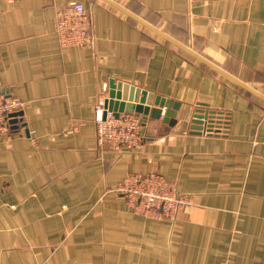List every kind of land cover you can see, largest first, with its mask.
<instances>
[{
    "label": "crops",
    "instance_id": "obj_1",
    "mask_svg": "<svg viewBox=\"0 0 264 264\" xmlns=\"http://www.w3.org/2000/svg\"><path fill=\"white\" fill-rule=\"evenodd\" d=\"M110 1L264 97V0ZM71 2L92 18L87 47L60 46ZM111 80L171 100L175 124L140 115L137 149L99 148ZM0 91L25 102L0 141V264H264V102L229 78L105 0H17L0 2ZM200 105L223 117L212 135L191 129ZM132 173L193 205L134 213L114 191Z\"/></svg>",
    "mask_w": 264,
    "mask_h": 264
},
{
    "label": "built area",
    "instance_id": "obj_2",
    "mask_svg": "<svg viewBox=\"0 0 264 264\" xmlns=\"http://www.w3.org/2000/svg\"><path fill=\"white\" fill-rule=\"evenodd\" d=\"M17 0H0L13 3ZM92 18L81 2H71L56 14L55 30L63 49L83 48L91 44ZM25 102L0 91V141L10 139L19 127V113ZM96 140L99 148L135 150L143 142V118L137 114L118 113L96 107ZM134 213L152 220L174 221L177 214L193 205L192 197L181 193L174 182L157 173H132L116 186Z\"/></svg>",
    "mask_w": 264,
    "mask_h": 264
},
{
    "label": "water",
    "instance_id": "obj_3",
    "mask_svg": "<svg viewBox=\"0 0 264 264\" xmlns=\"http://www.w3.org/2000/svg\"><path fill=\"white\" fill-rule=\"evenodd\" d=\"M105 1L109 2L117 9L128 14L129 16L137 20L139 23H141L143 26H145L146 28H148L149 30L153 31L155 34L160 36L161 38L174 44L175 46L185 51L186 53L190 54L192 57L201 61L205 65L209 66L216 72L229 78L231 81L235 82L242 89L248 91L254 97L264 102V97L261 94L257 93L254 90H251L244 84L235 80L233 77L219 70L217 67L213 66L208 61L198 56L194 52L190 51L186 47L182 46L181 44L175 42L174 40H172L171 38L160 32L156 28L148 25L147 23H145L144 21L138 18H135L129 12L125 11L124 9H122L115 3L111 2L110 0H105ZM152 103H154V106L158 108L151 109L149 106L152 105ZM200 106L203 108H198L196 114L193 116L191 129L193 133L199 135H203V134L212 135L216 122L218 121V123H220L223 117H221V115H218L215 112L206 110L205 105H200ZM104 108L108 109L109 111H114L116 114L128 113V114L143 115L145 119L148 116L153 120H159L161 119V117H163L162 119L165 123L173 126L175 124V120L172 121V119L175 118V111L177 110L178 105H174L171 100H166L165 98H161L159 96L154 97L152 94L142 92L139 88H136L134 86L111 80L108 98L105 99L104 101ZM163 108L167 109V112H165L164 116L162 111ZM22 115H23L22 112L19 113V116Z\"/></svg>",
    "mask_w": 264,
    "mask_h": 264
},
{
    "label": "rangeland",
    "instance_id": "obj_4",
    "mask_svg": "<svg viewBox=\"0 0 264 264\" xmlns=\"http://www.w3.org/2000/svg\"><path fill=\"white\" fill-rule=\"evenodd\" d=\"M17 116L19 117L18 123L21 125L22 120H23V115L22 116H19V114H18ZM18 128L14 131V134H13V136L10 139H12L13 137H15L20 132V130ZM10 139H6V140H10Z\"/></svg>",
    "mask_w": 264,
    "mask_h": 264
}]
</instances>
